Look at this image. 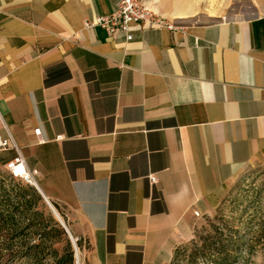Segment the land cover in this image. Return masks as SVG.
<instances>
[{
  "label": "crops",
  "instance_id": "0c3cea01",
  "mask_svg": "<svg viewBox=\"0 0 264 264\" xmlns=\"http://www.w3.org/2000/svg\"><path fill=\"white\" fill-rule=\"evenodd\" d=\"M152 1L179 30L126 42L83 28L115 0H0V116L81 264H170L264 160V0Z\"/></svg>",
  "mask_w": 264,
  "mask_h": 264
},
{
  "label": "trees",
  "instance_id": "16d2710c",
  "mask_svg": "<svg viewBox=\"0 0 264 264\" xmlns=\"http://www.w3.org/2000/svg\"><path fill=\"white\" fill-rule=\"evenodd\" d=\"M0 189L4 190L1 186ZM3 193L5 197L0 204H7L12 213L5 216L0 211V233L5 235L0 239V264H74L72 245L52 214L48 217L49 221H36L37 213L28 221L16 218V213L22 215L25 212L20 211L22 207L30 211L37 201L43 200L36 189L18 190L14 197H10L7 191ZM27 193L32 196L29 200L26 199ZM208 226L209 231L198 236V240L191 243L190 253L184 255L188 264H248L254 244L264 240L262 224L256 237H249V233H242L241 229L227 223L221 227L210 222ZM55 233L64 237L66 247L62 253L56 248ZM31 234L38 235L39 239H27L26 236ZM243 240H247V244L242 243ZM181 255L177 249L170 264H179Z\"/></svg>",
  "mask_w": 264,
  "mask_h": 264
},
{
  "label": "rangeland",
  "instance_id": "374dc122",
  "mask_svg": "<svg viewBox=\"0 0 264 264\" xmlns=\"http://www.w3.org/2000/svg\"><path fill=\"white\" fill-rule=\"evenodd\" d=\"M149 2L151 3L153 1L149 0ZM0 186L4 189H0V201L5 197L3 191H7L10 197H14L16 191L27 190L29 187H33L23 180L11 179L8 173L2 168H0ZM31 198L32 196L27 193L26 199L29 200ZM51 204L66 224L67 229L70 230L71 234L76 238V245L80 252L82 263L81 253L84 246L83 242L74 235L63 211L53 203ZM6 205L7 204H0V211H3L5 216L12 213L11 208H8ZM23 210L25 212H22V215L16 213V218L22 221H28V219L34 218V213L38 214L36 221H49L48 217L52 214L43 200L37 201L30 211H26L25 207H22L20 211ZM54 219L56 220V218ZM0 221H2L1 217ZM210 222L221 227L227 223L231 227L241 229L243 231L242 233H249V237H256L258 235L259 226L261 224L264 226V160L255 162L230 185L219 206L211 215L207 216L202 221L189 222L188 227L182 232L177 246L178 251L182 254L179 264H188L187 258L184 255L187 256L190 253L192 247L191 243L197 241L198 236L209 231L208 225ZM4 237L5 235L0 233V239ZM26 237L31 241L39 239L38 235L32 234ZM66 238H68L67 235ZM55 239L57 240L56 248L62 253L66 247L64 237L55 233ZM242 243L247 244V240H243ZM254 245L253 253L249 254L248 264H264V240L259 243L256 241ZM72 249L74 252V264H76V249L73 245Z\"/></svg>",
  "mask_w": 264,
  "mask_h": 264
},
{
  "label": "built area",
  "instance_id": "2783aa9c",
  "mask_svg": "<svg viewBox=\"0 0 264 264\" xmlns=\"http://www.w3.org/2000/svg\"><path fill=\"white\" fill-rule=\"evenodd\" d=\"M115 8L112 13L107 15L97 16L94 19L86 20L83 23L84 29L102 28L106 31L110 39L121 37L124 41L130 42L133 40L131 33L132 27H141L144 30H168L175 32L178 27L167 19L157 14L151 7L149 0H115ZM3 129L6 132V137L0 135V150H13L17 153V157L6 166V172L9 177L14 180H23L29 185L37 186L35 176L36 170L29 171L25 166L24 158L21 154V148L13 138L9 128L2 121ZM33 135L37 139V144L42 145L45 141L41 138V129L37 128L33 131ZM62 137H57L56 140H61ZM148 180L151 185L157 183V178L150 175ZM195 217H200L199 213H194ZM76 264H81L80 252L77 255L75 251ZM80 261V262H79Z\"/></svg>",
  "mask_w": 264,
  "mask_h": 264
},
{
  "label": "water",
  "instance_id": "95a60500",
  "mask_svg": "<svg viewBox=\"0 0 264 264\" xmlns=\"http://www.w3.org/2000/svg\"><path fill=\"white\" fill-rule=\"evenodd\" d=\"M35 188L37 189V186H35ZM43 199H44L45 203L47 204L48 208L51 210L53 217L56 218L57 222L64 229L66 235L68 236V239L70 240V242L72 243V245L76 249V241H73L72 235H71L70 231L67 229L66 224L64 223V221L62 219H60L61 217L59 216V214L57 213L55 208L52 206L50 201L48 199H46L45 197H43Z\"/></svg>",
  "mask_w": 264,
  "mask_h": 264
},
{
  "label": "bare ground",
  "instance_id": "6f19581e",
  "mask_svg": "<svg viewBox=\"0 0 264 264\" xmlns=\"http://www.w3.org/2000/svg\"><path fill=\"white\" fill-rule=\"evenodd\" d=\"M56 212V211H55ZM61 219V218H60ZM73 241H76L73 237H72ZM76 252H77V255H79V250L77 248V245H76ZM80 262V261H79ZM80 264V263H79Z\"/></svg>",
  "mask_w": 264,
  "mask_h": 264
}]
</instances>
